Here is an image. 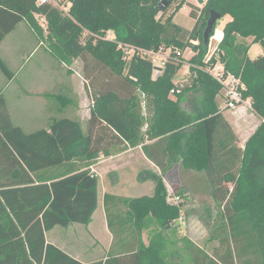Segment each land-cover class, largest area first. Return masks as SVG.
Segmentation results:
<instances>
[{"label":"trees","instance_id":"16d2710c","mask_svg":"<svg viewBox=\"0 0 264 264\" xmlns=\"http://www.w3.org/2000/svg\"><path fill=\"white\" fill-rule=\"evenodd\" d=\"M58 3L68 5L63 10L38 0H0V43L25 22L61 64L69 67L79 59L83 76L95 90L86 129L72 138L65 128L75 123L66 119L51 123L50 131L23 135L0 94V264H78L46 243L44 232L74 221L87 224L97 206L99 180L88 167L100 153L137 147L161 174L149 173L154 182L150 195L104 193L113 236L109 252L117 246L119 253L100 264H163V230L180 215L178 206L167 203L163 183L173 165L213 170L221 179L211 191L220 219L210 239L226 247L214 248V264H264V0H204L199 9L187 0ZM183 5L195 19L190 30L173 21ZM211 11L230 19L205 61L209 44H204L202 33ZM38 17L44 18L45 27ZM108 31L113 39L106 37ZM249 37L263 49L255 58L247 54L250 45L244 40ZM128 47L135 52L126 54ZM140 49H169L156 77L152 61ZM186 49L192 51L186 60L189 85L173 82ZM216 61L225 74L240 76L242 99H250L260 118L243 147L235 143L219 109L222 85L206 70ZM0 68L8 79L14 76L1 59ZM189 92L197 99L186 111L182 102ZM52 97L67 99L63 94ZM152 222L160 230H151ZM145 230L147 243L142 238Z\"/></svg>","mask_w":264,"mask_h":264},{"label":"rangeland","instance_id":"374dc122","mask_svg":"<svg viewBox=\"0 0 264 264\" xmlns=\"http://www.w3.org/2000/svg\"><path fill=\"white\" fill-rule=\"evenodd\" d=\"M50 2L58 5L59 8L66 9V4L63 6L58 3L59 0H50ZM203 2L199 3L198 0H194L195 4L193 5L199 9ZM174 6L175 3L169 7L165 15L171 13ZM190 10L191 8L187 5H183L174 15L173 21L190 30L195 23V19L189 14ZM225 18H228V16L223 19ZM223 19H219L216 26L223 27ZM38 21L45 27L44 18L38 17ZM106 37L113 39L115 35L112 31H108ZM244 41L246 45H251L252 38L249 37ZM208 44L206 59L215 52L217 46L214 44V40L211 41V37ZM189 50L186 49L183 52L185 62L175 74L174 83H188L189 85L192 81L190 66L186 62L192 55V51L189 52ZM45 51L48 52L45 44L37 39L25 22L18 23L14 30L1 41L0 59L5 62L14 75V79L4 91V96L7 97L8 109L12 113H10L11 119L13 125L17 126L23 135L32 136L35 132L46 130L42 127L44 124H40V121L37 120L45 116V108L50 110L55 106H59L64 108L62 115L65 114V116H62V118L65 117L66 120L75 123L65 128L68 131V137L72 138L78 131L86 129V120L93 104L92 95L95 90L89 86L88 81L83 76L82 62L79 59H76L67 67L61 64L53 55H50V52L45 56L43 54ZM165 53V51L157 53L154 57L157 59L156 63L166 55ZM259 54H262V48L258 43H254L248 50V55L250 58H255ZM8 80L0 68V91ZM43 85L45 87L42 89L46 90L48 96H45L43 92H33V90H37ZM57 93L67 97V99H63V101L66 100L67 104L64 105L61 101L50 97V94ZM184 98L182 107L189 111L197 96H192V92H189L186 93ZM217 103L218 106H222L224 103L223 98L219 99L217 97ZM243 106L245 105H238L226 112L227 116L229 115L236 124L240 123L238 119L245 115L243 112H248V110L239 109ZM139 150V148H131L123 154L110 158L103 153L105 156L100 158L101 162L94 166L95 170L100 172L103 177L102 184L99 187L100 193L109 191L125 197L152 194L154 182L149 173L157 172L154 170V165L147 161ZM117 180L118 183L114 186V182H117ZM163 183L166 194L170 191L172 192L170 195L179 196L182 200V204L179 205L181 208L179 218L175 220L170 229L163 230L166 241L159 248L163 264L181 262V259L183 260L181 264H214L211 259V257L214 258V248L223 250L226 247L225 244L219 245L217 239H210V235L220 219L219 205L212 198L211 191L214 187H217V184L221 183V179H217L213 170L198 172L185 170L174 165L172 171L168 172L166 178L163 179ZM227 185L230 186V184ZM166 201L169 203L168 198H166ZM154 225V222H152L151 226L154 227ZM153 229L160 230L156 226ZM153 229L151 228V230ZM147 236V231H145L143 233L145 243L148 240ZM44 240H46L45 236Z\"/></svg>","mask_w":264,"mask_h":264},{"label":"crops","instance_id":"0c3cea01","mask_svg":"<svg viewBox=\"0 0 264 264\" xmlns=\"http://www.w3.org/2000/svg\"><path fill=\"white\" fill-rule=\"evenodd\" d=\"M187 1L192 3V4H195L194 0H187ZM198 2H199V0H198ZM229 19H230L229 16H228V18L223 19L224 23L226 21H228ZM28 28H29V26H28ZM222 28L223 27H221V26H216L215 31H214V35L211 37V41L214 40L215 45H217L219 40L222 38ZM217 32H220V35H216ZM253 44L254 43H251V45H253ZM251 45L249 46V49H250ZM189 52H190V50H189ZM262 53H263V49H262ZM43 54L46 56V54H49V51L48 52L45 51ZM247 54H248V52H247ZM13 79H14V77L9 79L7 81V84L0 91V94L3 95V97L6 100V103H7V97L4 96L5 95L4 91H5L6 87L8 86V84L10 82H12ZM173 82H174V79H173ZM44 87L45 86L43 85V87H41L37 90H33V92H35V93L43 92V94H45V96L46 95L48 96L46 90L42 89ZM57 94H60V93H57ZM50 97L53 98L52 94H50ZM218 98L219 99L223 98L221 93L218 96ZM58 101H60V100H58ZM61 102H63V101H61ZM64 102L66 103V100H64ZM241 104H243L245 106L239 107V109L242 108L243 111L248 110V112H243V113H245V115L242 116L240 119H238L240 122L238 124L234 123V121L232 120V118L229 115L227 116L226 112L229 110L228 109L223 110L224 103L222 106H219V109H220L222 115L227 120L230 127L232 126L231 128L233 129V133L235 135V143L237 144L238 147H243L246 139L255 130V128L257 127V125L260 122L259 116L257 114H255L250 107V99L249 98L243 99V102ZM45 110H46V113H45V116H43V118H42L43 120L42 119H37V120L40 121V124H44V126H42V127L46 128L47 131H50V128L48 126L49 124L54 123L57 120L65 119V117L62 118V116H65V114L62 115V111L64 110V108H62V107L55 106V107L51 108L50 110H48L47 108H45ZM9 113H11L10 110H9ZM11 114H10V116H11ZM137 148L140 149L139 151L145 157V159L147 161H150L154 165V170L157 173L158 172L160 173L159 168L150 159H148L146 157V155L144 154L142 149L140 147H137ZM130 149L131 148L124 150L122 152L116 153V154H109V155H106V157H108V158L114 157L116 155L123 154ZM104 156L105 155H103V153H100L99 157L96 159V161L88 167L89 171L91 173L97 175L99 178L98 186H97V206H96L95 210L93 211V213L91 214L89 222L87 224H83L81 222L74 221V222L67 224L66 226L55 225L52 228H50L49 230L44 232V236L46 238V240H45L46 243H50L51 245H53L56 249H58L60 251V254H64L67 257V259L73 260V261L77 262L78 264H100L105 259H107L110 255H117L119 253V248L117 246H114V248H112V252H109L110 246H111V243L113 240V236L108 229L106 215H105L104 206H103V195L105 192H109V191H102L101 193L99 192V190H100L99 187L102 184V181H103L102 178L103 177H102L101 173L96 171L94 168V166L96 164L101 162L100 158L104 157ZM173 167H174V165L168 169V172L172 171ZM114 183H115L114 186H116V184L118 183V180H117V182L115 181ZM47 184L49 185V183H47ZM110 193H113V192H110ZM113 194L120 195L118 193H113ZM121 196H123V195H121ZM154 227L151 226L149 228L153 229ZM145 231H147V230H145ZM143 233H142V238H143ZM147 234H148V231H147ZM181 263H183L182 259H181V262L177 261V262H174L173 264H181Z\"/></svg>","mask_w":264,"mask_h":264},{"label":"built area","instance_id":"2783aa9c","mask_svg":"<svg viewBox=\"0 0 264 264\" xmlns=\"http://www.w3.org/2000/svg\"><path fill=\"white\" fill-rule=\"evenodd\" d=\"M38 2L52 3L50 2V0H38ZM61 9L65 10L64 8ZM135 50L136 48L128 47L126 54L130 55L134 53ZM163 51L166 52L165 53L166 55L161 60H158V63H156L157 59H155L154 57L157 55V53ZM168 52L169 49H160L159 51L140 49L141 55L149 58L154 65L153 77H156L160 73L161 68L164 66V61L168 55ZM211 56L212 55H210V57ZM210 57H208V59H206L205 57V61H209ZM206 70L211 74V76L215 80H217L222 85L221 94L223 96L224 109H234L243 102L241 91L244 88V85L240 79V76L234 75L233 73L230 72H227L225 74L223 69V64L219 61H216L214 64H208ZM170 194H172V192L168 191L167 198L169 204L176 205L179 207V205L182 204V200L179 198V196L170 195ZM180 213H181V208H180Z\"/></svg>","mask_w":264,"mask_h":264},{"label":"water","instance_id":"95a60500","mask_svg":"<svg viewBox=\"0 0 264 264\" xmlns=\"http://www.w3.org/2000/svg\"><path fill=\"white\" fill-rule=\"evenodd\" d=\"M200 3L203 2V0H199ZM161 8L163 7L162 5H159ZM221 18L220 14H218L215 11H211L209 14V17L206 21V26L203 30L202 37H203V42L204 44L208 43L209 38H210V33L213 31V27L215 23ZM215 31V30H214Z\"/></svg>","mask_w":264,"mask_h":264},{"label":"bare ground","instance_id":"6f19581e","mask_svg":"<svg viewBox=\"0 0 264 264\" xmlns=\"http://www.w3.org/2000/svg\"><path fill=\"white\" fill-rule=\"evenodd\" d=\"M216 35H220V32H217V34Z\"/></svg>","mask_w":264,"mask_h":264}]
</instances>
